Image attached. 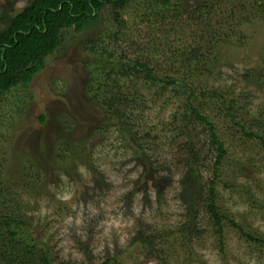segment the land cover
I'll return each instance as SVG.
<instances>
[{
    "label": "rangeland",
    "instance_id": "obj_1",
    "mask_svg": "<svg viewBox=\"0 0 264 264\" xmlns=\"http://www.w3.org/2000/svg\"><path fill=\"white\" fill-rule=\"evenodd\" d=\"M31 1L0 0V29L4 27L3 15H15ZM195 3H190V11L181 10L151 22L136 16V9L129 10L122 15L127 23L122 29V35L128 36L127 43L120 45L129 49L131 57L149 61L156 71L175 74L197 72L194 65L190 70L183 69L180 55L184 50L205 53L218 38L224 43L235 41L230 46L231 64L222 67L223 76L209 82L202 78L200 82L205 87L233 89L239 98L242 95L236 105L237 121L246 131L264 136V74L249 76L247 81L243 78L250 69L262 66L263 16L257 19V14L247 11L250 3L242 13L234 12L232 0H219L207 10L197 9L195 15ZM208 11L212 27L204 29L199 17L206 19ZM64 35L61 50L29 88L15 89L0 102V172L9 179L16 202L23 203L36 236L50 246L56 260L69 264H264V244L250 243L225 222L223 251L218 237L208 232L212 220L206 204L200 205L197 214L195 209L190 211V196L187 191L182 193V159L169 158L170 172L163 177L143 172L135 146L123 145L116 126L105 125L104 105L92 100L89 93L93 85L105 86L104 91L112 86L101 80L102 74L94 64L83 63L88 60L86 49L96 32L92 36L69 30ZM97 76L100 80L93 82ZM144 81L145 76L140 74L132 83L123 82L126 87L143 90V102L147 103L145 112L127 109V116L143 128L161 129L160 123L170 120L175 107L171 103L163 108L165 102L160 100L153 103L157 82ZM174 94L172 89L161 100L169 101L167 95L175 99ZM214 106H206V114L215 122L231 160L221 169L217 182L218 207L255 237L264 239V146L260 140L248 138L240 125L219 114ZM41 114L46 116L44 124L39 120ZM162 145L160 155L165 158L172 147L165 142ZM238 161L251 164L250 179L242 177L235 164ZM4 171H9L12 178ZM142 172L145 175L141 179ZM28 174L38 177L36 194L23 189L22 181L29 178ZM201 175L205 183L213 176L207 170ZM4 203L0 196V208H7ZM189 217L200 231L191 241L194 258L186 255L181 237L171 235ZM142 227L170 234L175 248L165 250L157 260L140 245H133Z\"/></svg>",
    "mask_w": 264,
    "mask_h": 264
},
{
    "label": "trees",
    "instance_id": "obj_2",
    "mask_svg": "<svg viewBox=\"0 0 264 264\" xmlns=\"http://www.w3.org/2000/svg\"><path fill=\"white\" fill-rule=\"evenodd\" d=\"M218 1L196 0L194 14H198L197 9L207 10ZM232 1L235 3L234 12L242 13L245 5L250 3L245 7L247 11L249 9L251 14H257V19L261 16L264 18V2ZM192 2L194 0H33L15 15L9 17L3 15L1 20L4 27L0 29V102L15 89L29 88L35 77L45 70L50 59L61 50L65 43L64 32L72 30L75 34L88 32L91 35L96 32L94 41H89L86 49L90 53L88 60H84L83 63L94 64L99 75L102 74L101 80L112 85L106 91L105 86L102 87L100 84L93 85V88L98 86L96 89H89L92 100L104 105L105 125L110 123L116 126L123 145L135 146V157L142 163L144 173H154L156 178L163 177L170 172L169 158L182 159L181 164L185 168L181 183L182 193L187 191L190 196L188 208L190 211L195 209L196 213L201 204H206L212 220V230L208 232L218 237L223 251L225 222L236 229L241 237L257 246L264 244V239L255 237L230 215L222 213L218 207L217 182L221 169L231 160L215 122L206 114V108L208 110L209 105L214 103L215 106L212 108L216 107L219 114L224 113L226 119L240 125L237 121L239 111H236V105L242 95L239 98L233 89L230 92L221 87H205L200 82L202 78L209 82L212 79L219 80L223 76L222 67L231 64L230 46L235 41L225 40L231 41L227 45L218 38L214 41L215 46L205 53L202 50L190 53L184 50L180 55L183 69L190 70L194 65L197 66V72L193 70L191 73L184 71L175 74L156 71L149 61L131 57L129 49L125 50L120 45V42L127 43L128 36L122 35V29L127 24L122 15L129 10L136 9V16L151 22L165 19L167 15L173 16L181 10L190 11L189 5ZM199 18L201 24L205 25L204 29L212 27L209 11L206 19ZM246 41L247 37L243 38V42ZM260 54L262 66H256L244 73L243 78L246 81L249 76L259 77L264 74V43L261 45ZM140 74L145 76V84L157 82L152 94L153 103L156 104L160 100L165 102L163 108L170 106L171 103L175 107L171 111L170 120L160 123L161 129L143 128L133 124L135 119L127 116V109L141 112L147 110V103L143 102L146 100L144 91L123 84L125 81L132 83ZM93 80L96 82L100 77L97 76ZM172 89L175 92L173 95L175 99L167 95L166 99L169 101H162L164 95ZM39 120L44 124L46 116L41 114ZM240 128L248 138L260 140L264 146L262 134L257 132L252 134L242 125ZM162 142L172 147L169 157L164 158L160 155ZM145 158L147 162L144 161ZM6 163L7 161L2 162V166ZM207 163L211 167H208ZM235 164L238 165L242 177L250 179L251 175L248 176V172L251 170V164L240 161ZM203 170L210 171L213 175L206 183L201 175ZM143 172L141 179L145 175ZM5 173L7 177L12 178L9 171ZM28 177L22 181L23 189L27 193L36 194L38 177L32 174H28ZM95 177L99 179L100 176ZM244 189H248V186ZM11 190L9 179H4L1 174L0 196L5 200L7 208H0V264H69L67 261L56 260L50 246L36 236L33 224L22 209L23 203L16 202ZM194 222L195 220L189 217L176 233L171 234L173 237L176 235L181 237L184 242L181 246L184 244L186 255L192 258L196 255L193 253L191 241L200 235L199 228ZM157 233L156 230L150 231L142 227V231L140 229L137 231L132 244L140 245L152 257L161 260L165 250L171 251L175 245L170 240V234L165 231Z\"/></svg>",
    "mask_w": 264,
    "mask_h": 264
}]
</instances>
